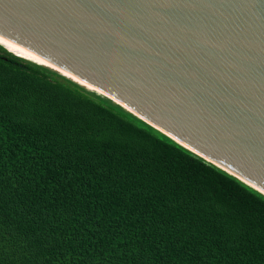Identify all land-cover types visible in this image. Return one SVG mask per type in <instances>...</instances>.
I'll list each match as a JSON object with an SVG mask.
<instances>
[{
    "label": "trees",
    "instance_id": "16d2710c",
    "mask_svg": "<svg viewBox=\"0 0 264 264\" xmlns=\"http://www.w3.org/2000/svg\"><path fill=\"white\" fill-rule=\"evenodd\" d=\"M0 264H264V202L0 47Z\"/></svg>",
    "mask_w": 264,
    "mask_h": 264
},
{
    "label": "water",
    "instance_id": "95a60500",
    "mask_svg": "<svg viewBox=\"0 0 264 264\" xmlns=\"http://www.w3.org/2000/svg\"><path fill=\"white\" fill-rule=\"evenodd\" d=\"M0 42L264 202V0H0Z\"/></svg>",
    "mask_w": 264,
    "mask_h": 264
},
{
    "label": "bare ground",
    "instance_id": "6f19581e",
    "mask_svg": "<svg viewBox=\"0 0 264 264\" xmlns=\"http://www.w3.org/2000/svg\"><path fill=\"white\" fill-rule=\"evenodd\" d=\"M0 45H1L2 47H4L6 50H8L9 52H12V53H14L15 55H18L20 58H22V59H24V60H26V61H29V62H33V63H35L34 61H32V60H30L29 58L25 57L24 55L18 53L17 51H15V50L9 48L8 46L4 45V44L1 43V42H0ZM35 64H37V63H35ZM37 65H38V64H37ZM75 85H76V84H75ZM81 88H82V87H81ZM83 89H84V88H83Z\"/></svg>",
    "mask_w": 264,
    "mask_h": 264
}]
</instances>
